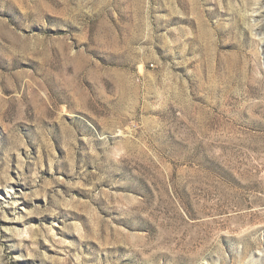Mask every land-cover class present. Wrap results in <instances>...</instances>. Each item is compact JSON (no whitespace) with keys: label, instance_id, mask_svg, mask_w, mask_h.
I'll use <instances>...</instances> for the list:
<instances>
[{"label":"rangeland","instance_id":"rangeland-1","mask_svg":"<svg viewBox=\"0 0 264 264\" xmlns=\"http://www.w3.org/2000/svg\"><path fill=\"white\" fill-rule=\"evenodd\" d=\"M0 264H264V0H0Z\"/></svg>","mask_w":264,"mask_h":264}]
</instances>
